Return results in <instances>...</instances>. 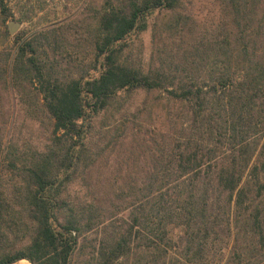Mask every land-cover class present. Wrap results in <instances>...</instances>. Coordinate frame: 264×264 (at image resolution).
I'll return each mask as SVG.
<instances>
[{
  "label": "trees",
  "instance_id": "obj_1",
  "mask_svg": "<svg viewBox=\"0 0 264 264\" xmlns=\"http://www.w3.org/2000/svg\"><path fill=\"white\" fill-rule=\"evenodd\" d=\"M196 1L86 3L0 50V264H264V0Z\"/></svg>",
  "mask_w": 264,
  "mask_h": 264
},
{
  "label": "rangeland",
  "instance_id": "obj_2",
  "mask_svg": "<svg viewBox=\"0 0 264 264\" xmlns=\"http://www.w3.org/2000/svg\"><path fill=\"white\" fill-rule=\"evenodd\" d=\"M98 2H100V0H9V6L11 7L12 13L14 15L7 20L5 25L1 22L2 16L0 13V50L4 48L10 49L13 46L15 34L20 31H27L30 33L59 20L77 19L80 16H83V11H85L88 3L96 5ZM196 5L200 6L202 16L205 17L211 14L210 4L209 7L206 8L204 7L203 3L197 0ZM10 21L20 23V26L15 32H10L9 30ZM6 30H8V33L5 32ZM150 37V32L144 34V39L148 50L150 47ZM156 95L157 93L151 94L149 97H147V101L150 102V105L154 110L153 113L150 115V117H147L148 114L146 113L143 115V119H141L146 128L153 129L155 133H157L159 128L162 126L161 124H163V112L161 105L155 99ZM145 97V94L136 95L135 98L131 100L132 107L142 106L144 104V100L146 99ZM4 103H7V100H4ZM119 117L120 112L117 110H112L105 114V122L107 124V127L105 128L112 129L114 124L120 123ZM131 130L132 128L128 130L130 134L132 132ZM130 141L131 136H128L126 141L123 143L128 145ZM118 145L116 147H118ZM124 153L126 152H124L122 148L118 147L114 155L115 157H122ZM21 261L15 264H27L26 260Z\"/></svg>",
  "mask_w": 264,
  "mask_h": 264
},
{
  "label": "water",
  "instance_id": "obj_3",
  "mask_svg": "<svg viewBox=\"0 0 264 264\" xmlns=\"http://www.w3.org/2000/svg\"><path fill=\"white\" fill-rule=\"evenodd\" d=\"M19 26H20L19 22L10 21L9 22V30H10V32H15Z\"/></svg>",
  "mask_w": 264,
  "mask_h": 264
},
{
  "label": "built area",
  "instance_id": "obj_4",
  "mask_svg": "<svg viewBox=\"0 0 264 264\" xmlns=\"http://www.w3.org/2000/svg\"><path fill=\"white\" fill-rule=\"evenodd\" d=\"M27 264H31L28 260H26Z\"/></svg>",
  "mask_w": 264,
  "mask_h": 264
},
{
  "label": "bare ground",
  "instance_id": "obj_5",
  "mask_svg": "<svg viewBox=\"0 0 264 264\" xmlns=\"http://www.w3.org/2000/svg\"><path fill=\"white\" fill-rule=\"evenodd\" d=\"M22 262V261H21Z\"/></svg>",
  "mask_w": 264,
  "mask_h": 264
}]
</instances>
